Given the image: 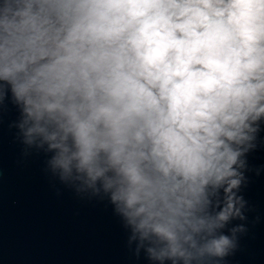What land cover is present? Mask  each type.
I'll return each instance as SVG.
<instances>
[{
  "label": "clouds",
  "instance_id": "9594fccd",
  "mask_svg": "<svg viewBox=\"0 0 264 264\" xmlns=\"http://www.w3.org/2000/svg\"><path fill=\"white\" fill-rule=\"evenodd\" d=\"M9 102L25 155L107 198L137 257L229 264L264 173V0H0Z\"/></svg>",
  "mask_w": 264,
  "mask_h": 264
},
{
  "label": "water",
  "instance_id": "95a60500",
  "mask_svg": "<svg viewBox=\"0 0 264 264\" xmlns=\"http://www.w3.org/2000/svg\"><path fill=\"white\" fill-rule=\"evenodd\" d=\"M10 102L0 109V264H149L127 244L128 230L107 198L78 194L46 170L50 153L27 155L9 123ZM264 163V148L250 155ZM242 189L251 205L246 233L229 264H264V173H249ZM240 221H233L237 223Z\"/></svg>",
  "mask_w": 264,
  "mask_h": 264
}]
</instances>
